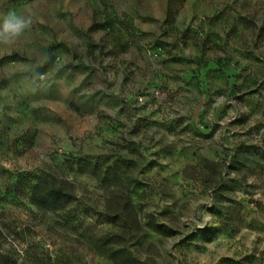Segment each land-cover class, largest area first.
Instances as JSON below:
<instances>
[{"label":"rangeland","instance_id":"374dc122","mask_svg":"<svg viewBox=\"0 0 264 264\" xmlns=\"http://www.w3.org/2000/svg\"><path fill=\"white\" fill-rule=\"evenodd\" d=\"M9 13L32 23L0 43V264H264V0Z\"/></svg>","mask_w":264,"mask_h":264},{"label":"trees","instance_id":"16d2710c","mask_svg":"<svg viewBox=\"0 0 264 264\" xmlns=\"http://www.w3.org/2000/svg\"><path fill=\"white\" fill-rule=\"evenodd\" d=\"M32 192L38 197V204L45 206L50 209L64 208L70 204L74 196L69 193L62 185H58L55 179H49L44 177H39L37 183L32 186ZM154 230L161 233H169L164 226L160 224H153ZM119 257L124 264H140L134 261L130 257L123 256L121 252Z\"/></svg>","mask_w":264,"mask_h":264},{"label":"clouds","instance_id":"9594fccd","mask_svg":"<svg viewBox=\"0 0 264 264\" xmlns=\"http://www.w3.org/2000/svg\"><path fill=\"white\" fill-rule=\"evenodd\" d=\"M31 19L24 18L16 13H9L0 24V43H15L31 26Z\"/></svg>","mask_w":264,"mask_h":264}]
</instances>
